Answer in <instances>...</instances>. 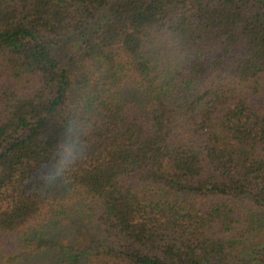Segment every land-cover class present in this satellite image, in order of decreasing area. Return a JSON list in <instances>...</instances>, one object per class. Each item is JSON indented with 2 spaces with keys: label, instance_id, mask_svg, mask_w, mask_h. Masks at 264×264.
Returning a JSON list of instances; mask_svg holds the SVG:
<instances>
[{
  "label": "trees",
  "instance_id": "16d2710c",
  "mask_svg": "<svg viewBox=\"0 0 264 264\" xmlns=\"http://www.w3.org/2000/svg\"><path fill=\"white\" fill-rule=\"evenodd\" d=\"M0 264H264V0H0Z\"/></svg>",
  "mask_w": 264,
  "mask_h": 264
},
{
  "label": "clouds",
  "instance_id": "9594fccd",
  "mask_svg": "<svg viewBox=\"0 0 264 264\" xmlns=\"http://www.w3.org/2000/svg\"><path fill=\"white\" fill-rule=\"evenodd\" d=\"M84 143L81 122L75 117L69 119L54 149L56 159L51 161L47 172H42L40 178L46 182L56 181L70 173L83 158Z\"/></svg>",
  "mask_w": 264,
  "mask_h": 264
}]
</instances>
